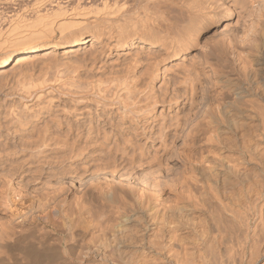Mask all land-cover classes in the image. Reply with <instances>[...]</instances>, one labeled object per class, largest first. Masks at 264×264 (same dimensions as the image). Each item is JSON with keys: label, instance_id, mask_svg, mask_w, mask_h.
<instances>
[{"label": "bare ground", "instance_id": "6f19581e", "mask_svg": "<svg viewBox=\"0 0 264 264\" xmlns=\"http://www.w3.org/2000/svg\"><path fill=\"white\" fill-rule=\"evenodd\" d=\"M34 2L0 41V264H264V0Z\"/></svg>", "mask_w": 264, "mask_h": 264}, {"label": "rangeland", "instance_id": "374dc122", "mask_svg": "<svg viewBox=\"0 0 264 264\" xmlns=\"http://www.w3.org/2000/svg\"><path fill=\"white\" fill-rule=\"evenodd\" d=\"M37 6H38V3H35L34 0H20V1L19 0H0V41L2 42L1 45L6 46L7 44L8 45L11 44L14 40L17 41V40H21L22 38L23 39L26 38L27 33L29 31V27L27 26V24H30L31 21L33 22L34 20L33 17H35L34 15H35V11L37 10ZM30 11H34L32 17L30 16L32 15V12L30 13ZM23 16H26V17H23ZM1 39H3V41H5V39L11 40L10 41L11 43L8 42L7 44H4V42ZM247 116L248 114L246 115L244 114V118L246 120L244 118L241 119L243 121V122L241 121V123L244 125H247L250 121L247 118ZM250 124L251 123H249V125ZM250 135L253 136V138ZM246 136H244L245 139L246 140L249 139L248 141L251 143H255L256 140L258 139L257 131L254 132V130H252L251 133H248V134L246 133ZM250 138H251V141H250ZM263 145L264 144H260V146H263ZM7 168L8 166L4 165L3 171H6ZM1 188H4V187H0V189ZM29 200L32 201V199H29ZM46 200L47 199L45 197H40L39 200L34 199L33 200L34 202L31 205H29V201L14 202V204H12L10 207L11 208L10 211L12 212L11 220H13V222H24V221L30 220L32 216H35V215L41 216V213L42 214L46 213V211L49 209H55V208H52L51 203H46L45 202ZM51 216L52 217L55 216L54 213H52ZM38 221L40 222V220ZM32 228H35V226ZM78 240H80L79 237H78ZM67 249L70 250L72 254H74L76 252L77 247L75 245L73 246L72 244H68ZM57 259H60V256ZM83 263L90 264L88 260H85ZM75 264L77 263L75 262Z\"/></svg>", "mask_w": 264, "mask_h": 264}]
</instances>
